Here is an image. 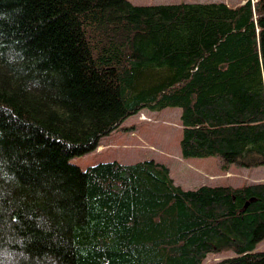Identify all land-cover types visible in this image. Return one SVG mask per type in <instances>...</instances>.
Listing matches in <instances>:
<instances>
[{
  "label": "trees",
  "instance_id": "1",
  "mask_svg": "<svg viewBox=\"0 0 264 264\" xmlns=\"http://www.w3.org/2000/svg\"><path fill=\"white\" fill-rule=\"evenodd\" d=\"M167 108L185 158L264 167V0H0V264H264V182L187 191L153 160L70 163Z\"/></svg>",
  "mask_w": 264,
  "mask_h": 264
},
{
  "label": "rangeland",
  "instance_id": "2",
  "mask_svg": "<svg viewBox=\"0 0 264 264\" xmlns=\"http://www.w3.org/2000/svg\"><path fill=\"white\" fill-rule=\"evenodd\" d=\"M247 0H129L135 6L226 3L236 7ZM255 3L256 0H251ZM182 110L167 108L153 112L145 109L128 117L117 129L101 140V146L88 154L74 157L70 163L87 170L101 163L118 162L131 165L156 161L169 168L171 178L184 190L202 186L242 187L264 182V167L247 169L236 165L225 167L220 157L185 158ZM255 253L264 252V240ZM237 257L234 251L209 254L203 264H217Z\"/></svg>",
  "mask_w": 264,
  "mask_h": 264
}]
</instances>
